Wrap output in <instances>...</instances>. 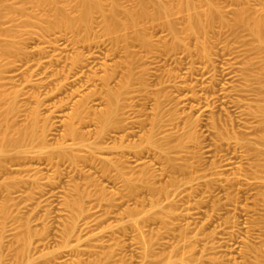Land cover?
Instances as JSON below:
<instances>
[{
    "label": "rangeland",
    "instance_id": "obj_1",
    "mask_svg": "<svg viewBox=\"0 0 264 264\" xmlns=\"http://www.w3.org/2000/svg\"><path fill=\"white\" fill-rule=\"evenodd\" d=\"M117 1L121 11L139 8ZM158 2L168 0L148 2L149 14ZM215 8L222 22L200 36L184 31L187 16L208 12L200 2L113 34L96 13L85 41L61 30L24 35L0 19V48L8 40L21 48L0 60V134L23 130L34 111L39 125L21 149L0 155V264H256L264 256V49L247 26H232L240 11L262 14L264 0ZM165 22L177 24V38ZM137 31L149 45H129L130 76L115 40ZM109 90L124 107L113 119L119 131L94 121ZM141 121L168 153L128 155L139 139H121L141 136L133 128ZM71 125L77 136H68ZM122 154L129 168L146 169L155 193L130 191Z\"/></svg>",
    "mask_w": 264,
    "mask_h": 264
},
{
    "label": "bare ground",
    "instance_id": "obj_2",
    "mask_svg": "<svg viewBox=\"0 0 264 264\" xmlns=\"http://www.w3.org/2000/svg\"><path fill=\"white\" fill-rule=\"evenodd\" d=\"M9 1L10 0H0V8H1L0 10H2L3 5H5L4 6L5 9L3 10H6L7 8L4 14H3L4 11L3 12L0 11V19L4 18L7 19L8 21L10 20L9 22H12L13 24L18 23V25L22 28L18 30H20L21 32L23 31L24 35L28 34V32H30L31 29H35L39 34L43 36L53 31L61 30V31L74 32L78 36H82V38H84L83 39L84 41L86 38L84 36H87V34L92 30V26L94 23L93 19L96 13L101 14L103 30L108 34H113L122 30L124 31L128 29L130 30L131 28H135L136 26L138 27L139 23L141 24L142 21L148 18H157V16H162L163 19V16L164 18L167 17V15L170 16L171 15L170 12H174V10L183 11L184 9V11L186 10L188 12H191L196 9L197 3L199 2L200 5L201 3H204L208 7V12L205 15L191 14L187 16L186 18L187 20H185L186 25L184 31L188 36L203 35L204 33H207L208 30H210L214 26L216 21L219 20L222 22L221 16L215 8V3L218 0H168V3L158 2L157 4L154 5L155 7H153L155 10L153 14L148 13L149 11L147 4L148 2L151 3V0H139V8L134 10H132L131 8L128 11H121L118 6L117 0H66L65 2H61L62 0L61 1L60 0H21L22 2L21 7H17V6L13 7L8 3ZM119 16L121 17L123 16L122 19H119ZM171 17H173V15ZM170 22L167 23L165 22L166 26L169 29V31L172 32L173 36L177 38V33H176L177 24L175 25L174 22L173 23ZM238 25L247 26L248 30L250 31L255 41L264 49V12L262 14H259L258 16L257 15L252 16L250 10L240 11L237 14L236 20L234 21L232 26L236 27ZM1 30L2 29L0 28V34L2 33ZM2 31H4V29ZM4 33L6 34L7 32L5 31ZM4 33L2 34L3 37H5ZM121 34L115 41L116 44H122L127 50V56L125 61L123 62L124 65L123 67L127 68L128 72H130L128 73V75L130 74L131 76L132 67L134 62L136 61L137 56L134 52H132L129 49V45L138 41L141 42L143 45L148 46L149 41L143 36L142 32L137 31V33L135 32L134 35L125 34L121 36ZM9 41L11 40L7 41V44L9 43L8 46L5 45L4 47L0 48V60L1 57L3 58L12 55L14 56L16 54L21 53V48L19 44L18 45L15 43L12 44L13 41L12 43ZM173 47L174 46H172V48ZM202 50H204V48ZM262 71H264V67L262 68ZM110 76L112 77L111 74ZM108 79L109 77L104 78V80L107 81ZM107 92L108 93L106 94L109 100L108 101L109 105L106 106V110L100 112L99 115L98 114L94 115L95 120L94 119L93 120L97 121V123L99 124L100 123L103 124L104 126L103 128H105L104 130H106L108 127L113 128V126H117L116 129H118L117 131H119L122 129V127L119 126L121 124L120 123L121 120L120 121L118 120L119 122L114 120L115 122H113V119L116 116L120 115V113H122L124 107L123 105L120 104V98H119L120 94H117L111 90ZM1 97H3V95ZM90 97H88L85 101L81 103L82 106L87 104ZM14 103L15 101L11 102L8 105V114L10 115L15 114V112H17V110L19 109L18 105ZM261 110H259V113L261 112L260 114H262L263 112L264 115V108ZM37 118H38L37 111H34L31 115V121L23 130L20 131L14 130L15 132L9 135L6 134L7 132L2 135L0 134V155H3L13 149H17V148L21 149L22 144L26 139L35 137L39 130L37 127L38 125ZM122 123L124 122L122 121ZM135 124H137V126L135 125L133 128L135 129L138 128V130L141 129V131L145 129V126L142 123V121L137 122ZM156 126H158V124ZM9 127H12V125H8L7 130L9 129ZM124 128L126 127L123 126V129ZM127 130L129 129H126V132ZM124 131L125 130H123V132ZM142 132L143 134L141 136H138L136 132L132 134L131 133H126L125 135L123 134L124 139L122 138L121 142L125 140L126 137L129 139L138 137L139 139V142H134L132 144L130 143L127 146L130 149L134 150L132 154H128V155H133L132 157L135 158L137 161H139L144 157V154L146 155V152L148 153L149 149L148 151H146L147 150L146 148H150V147H156L162 153H166V152L168 153V150L170 149L169 146L170 144H168L167 142L166 143L164 142L163 144L162 142L156 140V137L159 132L154 133L153 131H149V130L148 131L144 130ZM77 135L78 132L75 126L71 125V127H69L68 136H77ZM262 138L264 139V136H262L261 139ZM119 156L120 157L117 161V167L126 184L128 186H132L131 188H129L131 189L130 191L137 192L136 189H138L139 185L141 186V188L145 187V189L150 190L151 193L152 192L155 193L157 191L155 190L156 188L154 187V184L152 185L151 182H149L150 178L148 177L149 175L146 172V169H139V170L131 169L127 166L128 161L123 160L125 159L126 155L122 154ZM107 169L109 168L107 167ZM171 170L174 171L173 169ZM136 184L139 185L137 186ZM142 184L144 186H142ZM135 186L136 188H134ZM256 264H264V256H259L258 259L256 260Z\"/></svg>",
    "mask_w": 264,
    "mask_h": 264
}]
</instances>
